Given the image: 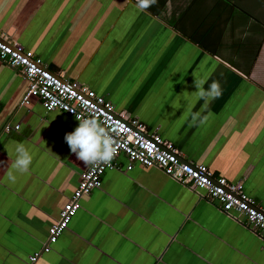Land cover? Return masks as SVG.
Returning <instances> with one entry per match:
<instances>
[{
  "label": "crops",
  "instance_id": "0c3cea01",
  "mask_svg": "<svg viewBox=\"0 0 264 264\" xmlns=\"http://www.w3.org/2000/svg\"><path fill=\"white\" fill-rule=\"evenodd\" d=\"M0 29L264 210V0H0ZM199 80L222 89L206 107ZM27 86L0 59V264H264L245 215L160 168L129 170L123 154L33 263L91 164L65 140L79 120L37 97L24 104ZM18 143L32 155L24 173L12 169Z\"/></svg>",
  "mask_w": 264,
  "mask_h": 264
},
{
  "label": "built area",
  "instance_id": "2783aa9c",
  "mask_svg": "<svg viewBox=\"0 0 264 264\" xmlns=\"http://www.w3.org/2000/svg\"><path fill=\"white\" fill-rule=\"evenodd\" d=\"M0 59L11 67L19 68L21 75L27 80L24 104L30 103L32 97H37L47 111L59 110L78 120L95 117L109 131L115 147V154L110 161L91 164L82 173L79 186L50 227L49 237L42 251L31 257L33 263L44 252L50 251L58 241L81 208L83 196L102 186V177L106 171L120 167L118 158L122 154L130 160L127 166L129 170L136 162L147 167H157L193 189L206 190L212 199L220 202L226 214L234 217L236 213L245 215L248 223L258 230L264 244V210L253 203L241 184L232 183L225 177H215L205 164L184 161L173 144L157 130L150 132L138 118L118 112L112 102L93 89L55 74L39 56L12 41L2 29Z\"/></svg>",
  "mask_w": 264,
  "mask_h": 264
},
{
  "label": "clouds",
  "instance_id": "9594fccd",
  "mask_svg": "<svg viewBox=\"0 0 264 264\" xmlns=\"http://www.w3.org/2000/svg\"><path fill=\"white\" fill-rule=\"evenodd\" d=\"M156 0H138V7L143 10L148 8ZM205 81L195 82L197 95L203 99L206 107L208 103L222 95V89L218 82L213 81L208 88L203 87ZM192 122L204 123L207 119L199 111L192 113ZM65 140L70 150L76 154L77 158L85 164H96L98 162H108L115 154V147L112 136L102 125V122L95 117H88L79 120V124L65 136ZM16 158L12 164V169L21 173L27 172L32 163V155L29 149L23 144L18 143L15 146ZM14 171H9L7 179L15 182L16 175Z\"/></svg>",
  "mask_w": 264,
  "mask_h": 264
},
{
  "label": "water",
  "instance_id": "95a60500",
  "mask_svg": "<svg viewBox=\"0 0 264 264\" xmlns=\"http://www.w3.org/2000/svg\"><path fill=\"white\" fill-rule=\"evenodd\" d=\"M51 70V69H50ZM52 71V70H51ZM53 72V71H52Z\"/></svg>",
  "mask_w": 264,
  "mask_h": 264
}]
</instances>
